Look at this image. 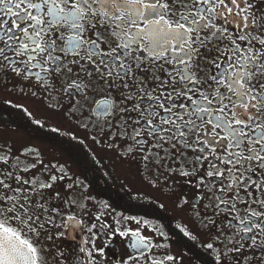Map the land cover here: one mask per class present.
Here are the masks:
<instances>
[{
	"label": "flooded vegetation",
	"instance_id": "obj_1",
	"mask_svg": "<svg viewBox=\"0 0 264 264\" xmlns=\"http://www.w3.org/2000/svg\"><path fill=\"white\" fill-rule=\"evenodd\" d=\"M163 2L169 5V14L162 17L167 21L165 27H179V14L191 10L186 6L188 0H175V4L172 0ZM252 3L250 14L264 22V2L252 0ZM116 7H120L118 3L110 6L99 0L92 8L97 14L82 18L80 39L85 43L75 56L66 54V50L71 52L67 37L73 34L74 26L65 21L50 27L45 19L40 40L42 48L47 42L53 43L49 62L43 65L50 71H32L46 76V80L28 74L23 63L26 57L15 62L6 60L7 66L0 64V137L8 140L0 142V172L4 174L0 178L9 177L19 193L29 194L22 198L29 202L36 200L49 208L48 221L36 232L31 231L34 224L23 228L11 214L0 217V222L38 250L39 264H126L129 261L130 264H259L255 254L264 259V251L259 247L250 249L243 242L248 238L233 226L247 228L243 221L246 217L252 219L251 212L264 215L261 203L264 192L257 201L255 186L249 187L247 192L243 190L250 180H264V170L251 161L245 162L243 154L240 159L229 157L236 160L235 165L216 160L217 156H228L227 150L221 147L226 142L215 145L205 135L213 131L212 126L202 116L194 117L190 107L186 108L185 120L196 123L185 132L186 139L160 141L151 131H144L146 125L134 123L142 120L144 106L151 103L133 99L141 94L133 91L134 88L142 89L144 96L179 93L177 100L165 102V107L169 104L173 107L172 113L160 111L156 116L153 109L152 123L161 130L171 129L173 125L171 121L168 125L162 124L160 117L168 120L171 116L177 128L183 124L179 119L184 114L181 105L186 103L183 97L189 95L194 101L211 100V105L205 104L210 113L223 115L216 111L215 98L218 93L223 94V89L212 79L220 69L211 61L221 60L227 64V56L235 58L236 53L219 33L209 43V37L202 32L199 41L193 38V49L199 45L212 51L198 52L192 58L191 74L198 83L174 82L168 73L177 76L184 73L167 59L158 58V63L146 60V50L140 51L139 47H134L127 56L120 53L119 45L125 42L124 36L135 39L137 28L147 31L151 26L140 23L124 8L115 14ZM74 11L66 5L62 15ZM106 12L113 14V18L104 15ZM116 15L124 16V20L115 18ZM117 25H126L129 31L120 36ZM225 31L233 33L235 29L229 26ZM236 38L234 35L233 39ZM93 43L101 55L93 54L96 51ZM147 44L145 38L140 47L147 49ZM240 47L243 49L245 45L241 43ZM47 52L45 48L46 55ZM108 53H120L123 63L130 68L140 65L132 75L135 83L128 85L127 92L121 86L123 81L115 79L120 65L109 68L104 63L112 58L104 55ZM57 60L61 67H56ZM38 62L39 58L33 61ZM143 68L148 71H141ZM261 82L264 75L253 69L249 85L253 92ZM102 102L111 104L110 115L103 114L97 107ZM187 104L191 105L192 101ZM221 104L228 106L225 113L229 119L235 117L251 125L242 130L252 132V137L264 132V112L260 111L264 105L257 103L255 110L250 106L249 113L254 119L247 120L240 110H231L235 105L230 98ZM137 106L140 112L135 110ZM215 131L218 135L224 134L219 129ZM163 134L167 138L170 131ZM201 140L209 145L203 153L196 151L203 147ZM188 146L193 150L189 151ZM212 147L216 148L215 155ZM242 147L248 148V145ZM215 164L225 172L224 178L215 175L208 178L207 173L214 171L212 165ZM245 164L246 168L241 167ZM252 168L259 176L251 172ZM233 172L243 174V183L221 193L219 189L235 179ZM201 180L204 183H200ZM260 187L264 188V184ZM247 200L257 202L245 203ZM226 201L233 202L234 206L218 207ZM68 216L76 219L67 221L66 232L55 226L64 224V217ZM97 216L99 221L95 219ZM94 225V230L89 232L87 229ZM125 233L129 235H121ZM131 233H139L148 248L133 250L130 245L137 238ZM81 246L83 252H80ZM90 250L91 256L88 255Z\"/></svg>",
	"mask_w": 264,
	"mask_h": 264
},
{
	"label": "snow or ice",
	"instance_id": "obj_2",
	"mask_svg": "<svg viewBox=\"0 0 264 264\" xmlns=\"http://www.w3.org/2000/svg\"><path fill=\"white\" fill-rule=\"evenodd\" d=\"M99 0H0V64H5V61L15 62L18 58L26 57L23 60L25 68H28V74L35 75L37 79H47L41 77L39 72H33L34 69H40L41 72L47 73L50 69L43 67L44 64L49 62V57L53 50V43L47 42L45 48L48 50L45 54V48L41 47L42 41L40 40V32L44 25L45 19H47L50 27L59 26L67 21L71 23L73 27V34L67 37V42L70 45L71 52L66 54L77 55L80 48L84 46V41L80 39L82 32L81 20L84 16L96 15L95 11H92L94 5ZM105 4L115 5L119 4L120 7L114 8V13L118 14L121 8L129 11L140 23L150 25L146 31L145 28H137L134 33L135 39L132 36H124L129 31L126 25H117L120 29V36H124L125 42L119 45L120 53L127 56L134 47H139L140 51L146 50L145 59H151L154 62H159V59H167L174 67L183 72V75L177 76L174 73H168V76L172 78L174 82H183L184 84H196L198 83L193 79L191 74L192 58L196 53L201 51H212L210 48L202 49L199 45L193 49V38L197 41L200 39V33H205L209 37V43L211 38L220 34V38H226L227 42L232 46V52L236 53L235 58L228 55L229 63L224 64L221 60L211 61L213 66L220 71L212 77L213 81L220 85L223 89V94L216 95L217 109L219 113L223 115H212L209 107L205 104L211 105L212 101L205 98L204 101H194L191 95L183 97L185 105H181V110L184 114L180 115L179 119L183 121V124L179 128L175 127L176 121L172 120L169 116L168 120L160 117V122L164 125H168L171 121L173 127L171 129H159L157 125L152 123L154 116L153 109H156V116H159V112L163 111L166 114L173 112V107L169 104L165 107V102H170L180 98L179 93L162 95L158 93L156 96L142 94V89L134 88L133 91L141 93L138 97H132L135 100H146L151 103H147L144 106L143 118L134 123H143L146 125L144 131H151L152 135L158 137L160 141L167 142L168 139L175 142L177 139L185 137V132L189 130V126L196 123L195 120H185L187 115L186 108L192 109V115L197 119L202 116L207 124L212 126L213 131L211 133H205L209 136L215 145H220L221 141H225L222 150H227L228 156L215 157L216 160H221L224 164L235 165L236 160H231L229 157L235 156L240 159L243 154V160L245 162L251 161L261 170H264V132H259L257 129L252 131H258L259 134L252 137V132H245L242 129L251 128V125L245 123L242 120H235V117L229 119L225 108L226 104H221V101L225 99H231L235 105L232 111L236 109L240 110L241 115L247 119H254L249 113V107L252 106L255 110L257 103L264 105V82L260 83V87L253 92V88L249 85L252 84L253 69L257 73L264 75V22L255 19L250 13L253 8L252 0H188L187 7L191 10L187 13L181 12L179 27H171L167 25V21L163 20L164 15L169 14V5L164 3L163 0H103ZM175 4V0H172ZM264 2V0H259ZM70 5L75 11L72 13H64V6ZM194 5V7H193ZM108 15L110 19L113 18V14L104 13ZM147 17V19H145ZM115 18L124 20V16L116 15ZM11 21V23L9 22ZM219 21V25L217 22ZM67 26V25H65ZM229 26L235 29L233 33L225 31ZM255 31V35L253 34ZM237 38L234 40L233 36ZM147 38V49L140 47L142 41ZM16 41H20L16 44ZM243 43L245 47L241 49L240 44ZM92 47L96 48L94 55H101L98 47L93 43ZM120 53H108L112 58L105 60L109 68L114 67L116 64L120 65V70L115 73V79L123 81L121 85L125 92L130 83H135L132 80V75L135 69L140 68V65H135V68H130L124 64L120 58ZM171 54V55H169ZM220 53L218 52L217 55ZM225 55H227L225 53ZM38 63H33L37 61ZM199 59V57H196ZM91 63V61H87ZM71 63V61H70ZM5 66H7L5 64ZM187 66V67H185ZM56 67H61L59 60L56 62ZM55 68L52 69L54 71ZM141 71H148L147 68L140 69ZM20 73L17 72V75ZM164 83H168L165 81ZM79 91V89H76ZM191 90V89H190ZM131 96V93L128 94ZM201 96L203 94L201 93ZM163 101V102H162ZM188 101H192V104H187ZM100 111L105 115L111 114V104L101 103L97 106ZM137 112L141 109L137 106L135 108ZM264 112V109H260ZM234 120V122H233ZM264 127V126H262ZM181 128L183 130H181ZM219 129L221 135H218L215 131ZM170 131V136L165 137L163 132ZM247 137V139H245ZM254 141V142H253ZM203 144L202 148L196 149V151L204 152L208 149L209 145L201 140ZM247 144L248 148L242 146ZM154 147L157 145H153ZM188 150H193L191 146H188ZM211 151L215 155L216 148L212 147ZM205 159L209 157L205 156ZM7 164V161H3ZM214 171H209L207 176L211 179L214 175L217 178H224L225 172L221 169L219 164L212 165ZM241 167L246 168L247 165ZM253 174L259 176L255 168L251 169ZM3 172H0V176H3ZM188 175V173H184ZM235 179L226 182L225 187L219 189L221 193H224L226 189L234 188L237 183H243V174L232 173ZM19 182V177L16 178ZM55 178H53L54 182ZM204 183L203 180L199 181ZM260 184H264V180H250V183L245 189L248 191L249 187H253V190L257 192V201L259 200V194L264 192V188L260 187ZM47 187H51L48 185ZM28 193H19L18 189L10 183L9 177L0 178V217H4L7 214H11L14 220L20 221L23 228H27L29 223L34 224L31 231L36 232L37 229L44 228V222L48 221L49 208L43 203H39L36 200L29 202L28 199L22 198L28 196ZM235 195H238L236 193ZM249 195H251L249 193ZM257 201L247 200L245 203H256ZM264 204V202H261ZM233 202H225V205H218V207L227 206ZM59 215V213H56ZM252 219L245 218L243 223L248 225L247 228L239 227L238 224L233 227L241 232L244 237L248 239L243 241L249 245L250 249H256L259 247L261 251H264V215H259L255 212L249 213ZM43 217V221H41ZM76 219L75 216L64 217V224L55 225L58 228H63L67 231V221ZM96 220H100L97 216ZM40 221L39 223H37ZM92 229H87L89 232ZM125 237L129 234H121ZM133 237H136L135 243L130 247L135 251L147 249L148 244L143 239L139 238V233H131ZM87 243V240H85ZM94 247V246H93ZM83 246L80 247V252H83ZM93 252L90 250L88 255L91 256ZM103 256V252L99 253ZM259 264H264V259H261L259 254H255ZM133 259L137 257L133 256ZM19 261H24L25 264H39L38 250L33 247L26 240H22L16 231H13L7 227L3 222H0V264H18ZM82 264V262H81ZM126 264H130L126 262Z\"/></svg>",
	"mask_w": 264,
	"mask_h": 264
},
{
	"label": "rangeland",
	"instance_id": "obj_3",
	"mask_svg": "<svg viewBox=\"0 0 264 264\" xmlns=\"http://www.w3.org/2000/svg\"><path fill=\"white\" fill-rule=\"evenodd\" d=\"M9 140H11V139H9ZM6 141H8L7 139H5V138H1L0 137V142L2 143V142H6Z\"/></svg>",
	"mask_w": 264,
	"mask_h": 264
},
{
	"label": "water",
	"instance_id": "obj_4",
	"mask_svg": "<svg viewBox=\"0 0 264 264\" xmlns=\"http://www.w3.org/2000/svg\"><path fill=\"white\" fill-rule=\"evenodd\" d=\"M18 264H25V262L24 261H19Z\"/></svg>",
	"mask_w": 264,
	"mask_h": 264
}]
</instances>
